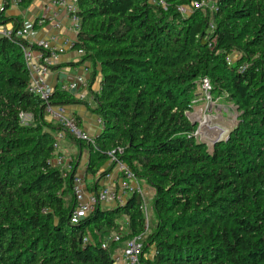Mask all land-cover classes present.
<instances>
[{
  "label": "trees",
  "instance_id": "16d2710c",
  "mask_svg": "<svg viewBox=\"0 0 264 264\" xmlns=\"http://www.w3.org/2000/svg\"><path fill=\"white\" fill-rule=\"evenodd\" d=\"M165 1L78 0L79 65L99 66L101 77L94 106H85L104 129L94 144L67 138L88 153L95 186L116 152L153 190L144 264H264V0H216V11L188 16L179 8L198 0ZM10 4L0 26L23 29L6 17ZM19 42L0 36V264H115L124 242L145 232L140 196L72 223L78 165L67 172L51 163L61 128L30 91ZM201 79L241 112L211 149L192 136L186 115ZM51 103L83 104L59 91ZM22 114L33 123L22 124ZM115 234H124L120 243L110 241Z\"/></svg>",
  "mask_w": 264,
  "mask_h": 264
},
{
  "label": "built area",
  "instance_id": "2783aa9c",
  "mask_svg": "<svg viewBox=\"0 0 264 264\" xmlns=\"http://www.w3.org/2000/svg\"><path fill=\"white\" fill-rule=\"evenodd\" d=\"M12 3L18 5L19 0H11ZM151 3L166 7L165 0H151ZM49 9L55 10V15L65 13L68 20L67 30L73 37L53 35L45 40H33V26H25L23 29L14 31L13 28H3L0 30V36L9 39H18L22 47L25 62L30 75V91L32 94L45 104V114L50 118V122L58 125L61 131L54 134L53 157L51 163L54 167L71 171V159L64 152L62 144L70 134L76 139L87 140L94 144L95 136L90 135L85 131L78 119L73 113L69 112L65 105H52L51 99L56 91L68 93L74 96L77 100L84 102L87 100L89 91V82L91 76L90 65L85 63L82 73H78L76 68L64 67L63 71L68 73L63 81H59L54 85L50 81V76L53 70L58 66L61 56L68 51H75L81 59L85 52L76 50L78 33L81 29L82 20L78 14V0H52L49 4ZM210 10L216 11V0H198L192 6L180 7L179 11L183 16L190 15L193 10ZM61 23H56L54 28L56 31L61 30ZM215 26L210 24V30L213 32ZM232 58L227 60L231 65ZM245 69L242 67L241 70ZM69 78L67 79V77ZM214 86L209 79H201L198 82V91L195 98L192 100L190 110L186 112L188 119L196 123L195 131L192 136L199 142L205 143L209 148L219 142L226 141L229 138L231 131L223 132L220 127L212 126L214 120H221L223 114L227 112L225 106L217 104L220 98L214 96ZM205 106L206 110L202 109ZM198 108V110H196ZM235 110L231 120L238 119L241 115L239 108L235 105L231 107ZM219 110V114H218ZM230 119V117H229ZM96 124L100 132L104 129V122L101 117H95ZM33 116L30 114H22L21 122L24 125L32 124ZM216 132H219L218 134ZM120 152H122L120 150ZM109 166H113V172L109 173L103 180L101 185L94 187L92 190H87L84 179L77 173L74 179V195L76 198V208L72 215V223L78 224L80 221L94 213L98 208L102 207H119L126 204L127 199L134 194H138L141 199V210L145 215L146 224L144 234L134 236L124 242L121 255H115V264H144L142 261L145 251V236L150 229V218L148 205L144 195V185L138 180L137 175L125 163L119 161L116 157V152L109 154ZM115 173L116 177H113ZM123 234H115L110 241L120 243L123 239ZM102 247L107 249L108 243H103Z\"/></svg>",
  "mask_w": 264,
  "mask_h": 264
},
{
  "label": "crops",
  "instance_id": "0c3cea01",
  "mask_svg": "<svg viewBox=\"0 0 264 264\" xmlns=\"http://www.w3.org/2000/svg\"><path fill=\"white\" fill-rule=\"evenodd\" d=\"M51 1L52 0H34L31 6L26 10H21L19 5H16L11 2L10 8L8 9V11H6L5 15L6 17L20 18L25 26H33L34 28L33 40L35 41L45 40L53 35H58L60 37H64V36L73 37V35L70 34L67 30L68 20L66 14L56 13L55 15V10L48 8ZM3 7H4V0H0V12L3 10ZM58 22L61 23L63 27L61 28V30L56 31L54 25ZM3 28H12V24H8L6 26H0V30ZM79 63H80V58L77 56V53L73 50L68 51L65 55L60 57L58 66L53 70V73L50 76V81L54 85H57L59 81H63V78L66 77L68 74L63 71V66L66 68L72 66L71 68H76V71L78 73H82L85 65L81 67ZM89 69L91 70V68ZM68 78L69 76L67 77V79ZM100 79L101 77L98 80L97 83L98 88L96 91H99L100 89ZM67 108L69 112L73 113L76 117H78L82 128L85 131H87L90 135L97 137L101 133L96 124V120H95L96 116L93 115L90 111H88L86 106H83L82 104L81 105L76 104V105L67 106ZM67 140L68 138L66 137L62 144V148L66 154L67 152L65 151L64 145L69 141ZM72 146H73L72 149L74 148L77 151L78 157L76 159V163L78 165V168L85 166V175H86V165L89 159L88 153L86 151L84 152L79 151V148L73 144ZM70 159H71V164H73V159L72 158ZM113 177L114 178L116 177L115 173L113 174ZM86 178L89 179L92 178L94 180V178L91 177L90 175H86ZM102 183L103 180L99 183V185H101ZM94 187L97 186L93 184V186H90L88 188L89 190H92Z\"/></svg>",
  "mask_w": 264,
  "mask_h": 264
},
{
  "label": "rangeland",
  "instance_id": "374dc122",
  "mask_svg": "<svg viewBox=\"0 0 264 264\" xmlns=\"http://www.w3.org/2000/svg\"><path fill=\"white\" fill-rule=\"evenodd\" d=\"M89 65H90L92 73H91L90 82H89L88 99L86 101L82 102L83 103L82 105L85 106V104H88V105H90L92 107V106H94V104H93V94L98 92L96 90L98 88L97 83H98V80L100 78V74H98V72L100 70H99V66L94 68L90 63H89ZM214 96L216 97V99L218 98L217 95L214 94ZM217 100H218L217 104H219L221 106H225L228 111L225 112V114L222 115L223 118L221 120H217V121L214 120L211 124H212V126H214V124H216V126L220 127V129L223 132H227V131L229 132L236 125H238L236 120L235 121L231 120L233 115H234L233 113H235V110L231 108V107H233V104L226 103L221 98L217 99ZM202 109L206 110V107L203 106ZM196 110H198V108H196ZM218 114H219V110H218ZM229 117H230V119H229ZM48 120H50V118H48ZM216 133L218 134L219 132H216ZM72 142H73V140H69L64 145V148H65V151L67 152V154L70 156V158H72L76 162L77 151L74 148L72 149V147H73L72 146ZM209 146H210V149H211L212 145H209ZM78 174L84 179V183L86 185V189L87 190H89L88 187L93 186V184L96 183V181L93 180L92 178L91 179L86 178L85 166L78 168ZM144 195H145V199H146V202H147V205H148L149 218H150L151 223L154 225L155 224V219H154L153 207H152L154 192L147 185L144 186ZM121 221L123 222V220H121ZM122 249H123V246L120 249L117 250L116 254L117 255H121L122 254Z\"/></svg>",
  "mask_w": 264,
  "mask_h": 264
},
{
  "label": "water",
  "instance_id": "95a60500",
  "mask_svg": "<svg viewBox=\"0 0 264 264\" xmlns=\"http://www.w3.org/2000/svg\"><path fill=\"white\" fill-rule=\"evenodd\" d=\"M193 126H194V127L196 126V123H195V122H193Z\"/></svg>",
  "mask_w": 264,
  "mask_h": 264
}]
</instances>
